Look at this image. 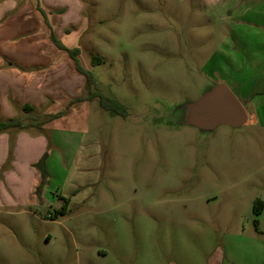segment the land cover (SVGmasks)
Returning <instances> with one entry per match:
<instances>
[{"label":"rangeland","instance_id":"1","mask_svg":"<svg viewBox=\"0 0 264 264\" xmlns=\"http://www.w3.org/2000/svg\"><path fill=\"white\" fill-rule=\"evenodd\" d=\"M261 2L224 14L211 0H83L82 25L62 41L126 115L85 98V81L76 97L34 111L62 114L27 129L45 140L40 181L32 199L24 187V203L0 206V264H205L215 247L243 245L254 219L264 232V206L253 213L264 201L263 99L239 127L187 123V105L215 85L238 90L209 60L243 35L244 19L264 21ZM61 198L67 210L52 219Z\"/></svg>","mask_w":264,"mask_h":264},{"label":"crops","instance_id":"2","mask_svg":"<svg viewBox=\"0 0 264 264\" xmlns=\"http://www.w3.org/2000/svg\"><path fill=\"white\" fill-rule=\"evenodd\" d=\"M238 1L228 3L230 6L216 0L211 4L215 11L225 14ZM262 1L256 4L254 14L264 13ZM82 11L83 0H0V121L24 116V105L37 112L64 95H78L84 77L75 72L68 54L54 45L50 31L72 48L62 37H72L82 25ZM249 11L240 10V15L244 17ZM237 16L233 10L231 17ZM245 20L243 35L220 42L209 61L212 76L218 73L237 85L238 90L229 86L230 90L245 103L246 122H254L255 111L262 105L259 102H264V21ZM44 142L37 132L27 129L0 133V206L24 203V187L26 197L32 199L40 181V172L34 166L44 153ZM263 235V231L255 230L243 234V245L238 249L224 244L215 247L205 264H264Z\"/></svg>","mask_w":264,"mask_h":264},{"label":"trees","instance_id":"3","mask_svg":"<svg viewBox=\"0 0 264 264\" xmlns=\"http://www.w3.org/2000/svg\"><path fill=\"white\" fill-rule=\"evenodd\" d=\"M50 28V27H49ZM50 37L54 43V45L60 49L65 51L69 57L73 60V67L75 72L83 75L85 84L87 86L93 87V90L89 92L88 97H85L87 99H92V98H97L100 105L107 109L111 110L114 112H118L122 115H126V109L125 106L119 102L116 99L109 98L105 96L101 90L98 88L94 74L92 71L83 68L77 60V55L79 53V49L74 47V48H68L66 47L59 39H57L53 33V31H50ZM101 62V58L93 56L91 58V65H95L96 63ZM82 99V97H77L74 99V101ZM24 110V116L20 117H13L8 120L0 121V133L6 132L10 129H16V130H26L28 128H40L42 125L45 123H48L49 121H52L55 118H58L61 116V112L58 113H52V114H47L45 115V118L42 120H39L40 115H37L33 112V107L29 105H24L23 107ZM11 144H13L11 142ZM8 160H10V147H9V156ZM63 200V204L59 210H55L53 214L50 215V218L54 219L57 218L58 215H64L66 210H67V204H68V199L67 198H61ZM264 206V201L260 199H256L253 203V213L258 214L262 207ZM257 219H254V224H255V230L257 232H260L259 229L257 228Z\"/></svg>","mask_w":264,"mask_h":264},{"label":"water","instance_id":"4","mask_svg":"<svg viewBox=\"0 0 264 264\" xmlns=\"http://www.w3.org/2000/svg\"><path fill=\"white\" fill-rule=\"evenodd\" d=\"M187 106V123L201 129H213L222 124L239 127L247 120L245 109L223 84L215 85Z\"/></svg>","mask_w":264,"mask_h":264}]
</instances>
